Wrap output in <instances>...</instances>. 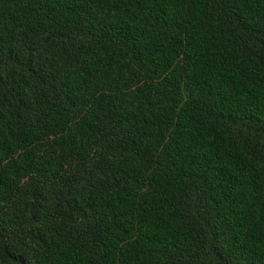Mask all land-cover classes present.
<instances>
[{
    "label": "trees",
    "instance_id": "16d2710c",
    "mask_svg": "<svg viewBox=\"0 0 264 264\" xmlns=\"http://www.w3.org/2000/svg\"><path fill=\"white\" fill-rule=\"evenodd\" d=\"M0 264H264V0H0Z\"/></svg>",
    "mask_w": 264,
    "mask_h": 264
}]
</instances>
